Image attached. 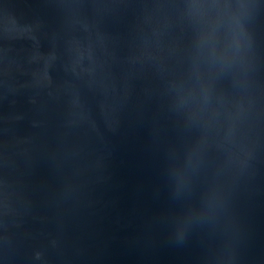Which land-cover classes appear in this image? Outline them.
<instances>
[{"label":"water","instance_id":"obj_1","mask_svg":"<svg viewBox=\"0 0 264 264\" xmlns=\"http://www.w3.org/2000/svg\"><path fill=\"white\" fill-rule=\"evenodd\" d=\"M0 264H264V0H0Z\"/></svg>","mask_w":264,"mask_h":264}]
</instances>
